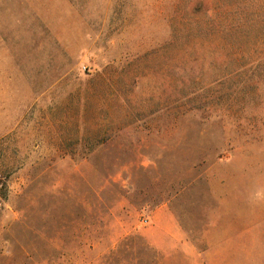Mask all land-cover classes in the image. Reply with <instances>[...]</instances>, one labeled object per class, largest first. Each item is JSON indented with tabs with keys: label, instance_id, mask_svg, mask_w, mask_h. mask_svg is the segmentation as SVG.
<instances>
[{
	"label": "rangeland",
	"instance_id": "obj_1",
	"mask_svg": "<svg viewBox=\"0 0 264 264\" xmlns=\"http://www.w3.org/2000/svg\"><path fill=\"white\" fill-rule=\"evenodd\" d=\"M0 264H264V0H0Z\"/></svg>",
	"mask_w": 264,
	"mask_h": 264
}]
</instances>
